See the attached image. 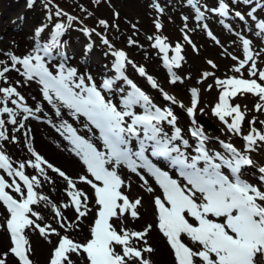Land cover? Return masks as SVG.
Wrapping results in <instances>:
<instances>
[{
	"label": "snow or ice",
	"instance_id": "6c2138e0",
	"mask_svg": "<svg viewBox=\"0 0 264 264\" xmlns=\"http://www.w3.org/2000/svg\"><path fill=\"white\" fill-rule=\"evenodd\" d=\"M241 2L248 5L252 4L253 0H232L234 4ZM187 3L195 10L196 20H202L205 13L201 11L198 0H187ZM31 4L32 0H29V6ZM255 5L247 13L253 21L256 20L254 13L257 9L264 8L261 0H255ZM153 7L158 12H163L158 4H154ZM206 11L220 17H228L231 10L225 0H219L218 7ZM234 15L241 21L245 20V15L240 11H235ZM68 19L71 21L74 18ZM184 19L187 20V17ZM100 24L108 27L106 21L101 20ZM155 27L160 30L162 25L157 22ZM255 27L258 29L256 35L264 36V20L257 22ZM64 28L63 24L56 25L51 46L60 43L59 38L63 35ZM204 28L207 29L206 24ZM207 34L219 44V40L211 31ZM165 39L157 36L153 46L164 54V65L171 76L170 82L175 84L179 77L172 72V68L173 66L179 68L180 61L184 59L181 55L182 47L176 44L172 49L175 55L169 59V46ZM185 39L189 44L192 43L187 36ZM240 40L244 58L238 61V66L233 70L241 73V69L248 65V75L258 77L259 81L264 82V71L257 70L252 41L243 36H240ZM103 43L107 45L109 42L105 39ZM51 46L38 47L33 53L22 58L11 55L10 66L5 64L0 68V80L7 84L6 73L16 71L27 81H38L43 86V96L49 103L53 102L54 96L74 116H84L90 125L99 130L106 151L98 150L88 140L79 136L74 128L65 125L67 138L86 166L87 173L92 177L89 179L81 176L80 180L94 190L96 216L90 226L89 238L84 243L74 241L68 235H61L51 225L42 227L36 223L43 217L33 210L32 205L40 201L49 203L47 196H38L34 191V187H39L41 181L36 176L30 179L25 175L23 171L25 163H20L18 169L14 168L9 157L0 151V169L9 177H18L23 182L22 189L16 179L8 183L0 176V207L8 214L6 231L11 245L8 252L0 254V264H9V257L12 258V264H33L30 258L32 249L25 231L29 228L38 229L39 234L45 238L51 235L59 237L49 264H152L145 255L154 252L147 240L152 225H147L142 231H132L123 226L128 215L133 220L140 218L138 208L142 201L140 198L130 200L121 191L126 185L116 171L120 165L126 166L132 172H137L139 168L145 169L155 178L162 190V196L154 198L156 227L170 248L174 264H264V167L258 170L261 174L260 186L243 179L245 170L251 168L254 163L250 156L242 154L232 144L224 142H221V145L226 154L211 152L206 148V137L198 127L190 130V135L197 143L194 148L196 154L189 157L181 146L175 143L180 141L184 149L190 147L189 141L182 136L181 128L177 126V116L170 109L162 110L154 104L148 95L125 76V64L131 61L123 51L113 53L116 57L114 68L117 79L126 82L131 90L122 96L118 106L111 99H106L91 76L87 77L89 83L86 84L85 77H78L75 69L66 68L63 63L58 65V70L54 74L48 66L52 59ZM193 48L195 49V45ZM231 59L238 60L236 56H232ZM209 63L213 68L216 67L211 61ZM137 71L141 76L146 75L143 67H138ZM209 75L212 74L204 73L205 77ZM147 78L152 87L156 88V81L151 76ZM17 83L19 84V81ZM115 84V80L105 79L101 87L104 92L111 93ZM216 85L222 90L219 102L213 108V115L226 124L229 132L240 134L245 116L239 105L230 104L229 98H234L238 94H252L264 102V84L259 83L257 79H244L241 76L217 79ZM116 90L122 94L125 92L122 87ZM165 99L175 102L167 95ZM9 102L19 112L9 107ZM197 104L198 92L193 88L191 107L187 109L188 116H194ZM136 107L141 108L143 113L137 114L133 110ZM256 110H264V103L257 104ZM19 113H23V120H27L32 116L33 110L26 106L24 97L16 87H0V117L5 114L8 117L7 121L0 118V141L9 139L5 130L6 123L18 124L17 130L24 127L23 122L17 120ZM57 115H60L59 109ZM226 117H231L230 123ZM164 123L174 129L171 135L164 132L162 127ZM251 123L255 124V121ZM12 139L15 142V138ZM132 139L138 143L136 151L130 146ZM244 140L245 151L251 152L257 141L264 142V134L253 128ZM28 151L35 158V162L28 161L27 166L39 172L45 180H48V177L42 165L46 164L47 168L57 172L67 182L68 188L73 189L67 194L78 217H86L91 211L87 203L89 196L83 191L75 190L76 184L71 178L47 163L32 148ZM149 151L152 157L166 162L169 167L176 168L184 184L154 164L146 155ZM6 189H11L19 199ZM147 191L151 193L153 189L148 187ZM52 208L59 221H63L64 218L56 206L52 205ZM113 220L120 222L119 230ZM60 227L66 231L68 229L63 222L60 223Z\"/></svg>",
	"mask_w": 264,
	"mask_h": 264
},
{
	"label": "rangeland",
	"instance_id": "374dc122",
	"mask_svg": "<svg viewBox=\"0 0 264 264\" xmlns=\"http://www.w3.org/2000/svg\"><path fill=\"white\" fill-rule=\"evenodd\" d=\"M26 1L0 0V37L10 34L9 31H13L15 27L20 26V29L31 36L33 41L45 37L44 45L51 46L56 25L63 24L65 26L64 33L59 38L60 43L58 45L68 46L64 51L68 55L70 51L77 53L74 57H66L68 60H66L65 67L75 69L77 76L85 77V83L87 84V77L91 76L92 81L99 83L98 87L102 90V94L105 95L106 99H110L112 94L116 96L118 99L117 104H120L122 96L126 95L131 89L126 82L117 79L114 68L116 57L113 53L123 51L128 60L131 61V63L126 62L124 74L133 83L135 82L132 73H139L137 68L141 67L140 61H136L127 55L128 52L119 40L118 32L127 23L125 19H129L131 21L129 23L134 27L130 29L131 34H139L142 30L154 41L157 36L166 38L165 43L169 46V59L175 55L172 49L175 48L176 44H180L182 47L181 55L184 59L180 61L179 68L173 66L172 72L179 77L180 81L186 82L187 89L190 87V90L193 88L197 90L199 101L192 117L187 116V109L191 107V103H189L187 109L182 107L173 109L170 106L164 108H169L177 116V124H180L178 120H181L183 116L187 118L186 127H184L189 135L192 128L198 127L202 130L206 137V147L211 152L226 154L221 145V142H224L232 144L242 154L249 155L252 160L264 157V142L257 141V144L253 146V151H245L246 141L244 137L249 135L253 128L264 134V123H262L264 122V110H256V105L264 102L260 101L258 97L252 94H238L234 98H229L230 104L233 106L239 105L245 116L240 134L229 132L226 124L213 115V108L219 102V95L222 90L221 87L216 85L217 79L241 78L242 76L244 79H257L259 83L264 84V82L258 80V77L248 75V65L241 69V73H236L233 70L238 66V61L244 58L242 41L240 40V36H243L252 41V52L255 56L257 70L264 71V36H257L258 29L255 27L257 22L264 20V8H258L254 13L256 16L255 21L247 15L256 6L255 0L248 5L242 2L234 4L232 0H225L231 10L228 17H220L211 11H206V9L218 7L219 0H198L201 11L205 13L204 18L200 21L196 20L195 10L188 5L187 0H114V2L112 0H99V2L97 0H32L31 7L26 8L23 13L19 15L13 13L17 6ZM261 2L264 3V0H261ZM154 4H158L163 12H158L153 7ZM235 11H240L245 15V20L241 21L235 17ZM68 17L74 19L70 21ZM185 17H187V20L184 19ZM101 20L106 21L108 27L102 26L100 24ZM222 20L223 23H221ZM7 21L10 22L8 26L5 25ZM157 22L162 25L160 30L155 27ZM205 24L207 29L204 28ZM135 28H139V30L133 32ZM208 31H211L217 37L219 44L208 36ZM185 36L191 40V44L188 43ZM105 39L109 42L107 45L103 43ZM132 39H139L138 35L132 36ZM58 45L51 46L52 53L56 52ZM193 45H195V49ZM93 46L105 53L109 59L108 62L104 59H97L93 55L91 50ZM8 49H11V47H7L6 54H9ZM137 52H140V50ZM155 53L157 55L156 62L165 67L164 54L158 48ZM232 56H236L238 60L234 61L231 59ZM135 59H138L137 56ZM58 60L63 59L52 57L50 62L53 65L52 68L57 67L53 70L54 74L58 70V65L61 64ZM209 61L215 64L216 67L213 68ZM63 62L65 63V61ZM133 65L136 67H133ZM90 68L95 71L90 70ZM166 69L168 70V68ZM100 71L106 72V76L103 78L98 77ZM204 73H211L212 75L205 77ZM105 79L116 81L114 90L111 93L104 92L101 87ZM141 79L143 82L149 83L144 76H141ZM135 84L141 88L138 83ZM121 87L125 89L123 94L116 90ZM148 94L152 100L153 95ZM165 95V92H158V98L156 99L160 102L167 101ZM153 103L157 105L155 101ZM167 105L169 104L167 103ZM157 106L161 108L160 105ZM133 110L137 114L143 113V110L139 107ZM226 119L229 123L231 122V117H226ZM193 120L195 123H193ZM253 120L255 124L251 123ZM162 127L164 130L169 125L164 123ZM194 141L196 142V140ZM134 143L135 145H131V147L136 151L138 150V143L135 139ZM146 153L151 155L150 151ZM260 167L262 166L255 163L252 168L246 169V172H252L260 176L261 174L258 171ZM149 204L154 205L151 199ZM6 218L3 219L4 225H6ZM148 245L153 247L154 242L148 241ZM145 255L147 257V254Z\"/></svg>",
	"mask_w": 264,
	"mask_h": 264
},
{
	"label": "bare ground",
	"instance_id": "6f19581e",
	"mask_svg": "<svg viewBox=\"0 0 264 264\" xmlns=\"http://www.w3.org/2000/svg\"><path fill=\"white\" fill-rule=\"evenodd\" d=\"M112 1L114 2V0ZM30 7L29 0H27L25 3L17 6L13 13L19 15L23 13L26 8ZM125 21H127V23L125 22L126 24L123 25L124 27L119 29L118 32L120 37L119 40L123 43L126 52H128L127 55L136 61H140V66L145 69L147 74L144 77L147 78L148 76H151L152 79L156 81L157 87L153 88L150 82H143L139 73H132L133 81L140 85L141 90H145L143 92L146 95L149 96L148 93L153 95L152 101H155L157 105L161 106V108L170 106L173 109H177L178 107L187 109L189 103H191L190 87L187 89L186 82L184 83L180 80L175 84L170 82L171 76L169 75L168 70L162 64L159 65L156 62L157 55L155 52L157 48L153 46L155 41L150 39V36L142 30L139 34H131L132 31L130 29L134 27L129 23L131 22L129 19H125ZM8 23L10 22L7 21L5 25L8 26ZM137 30H139V28H135L133 32ZM9 33L10 34L4 37H0V68L5 64L10 66L11 62L9 57L11 55L22 58L31 54L34 49L40 47V44H45V37H40L39 40L33 41L31 36H28V34L20 29V26L15 27V29L9 31ZM131 35H138L139 39H132ZM8 46H10L11 49H8L9 54H6ZM91 50L97 59H104L108 62L109 59L106 57L105 53L96 46H93ZM138 50H140V52H137ZM136 56L138 59H135ZM90 69L95 71L92 68ZM101 76L102 73L98 75V77ZM6 78L8 83L5 84L3 80H0V87H16L20 95L24 97L26 106L33 110V114L27 120H23V113L18 114V122H23L24 124V127L19 128V130H17L18 124L12 125L6 123L5 130L9 139L0 141V151L9 157L14 168L18 169L20 163H25V168L23 170L25 175L30 179L32 176H36L41 181L39 187H34V191L38 196H47L49 198V203L46 204L44 201H40L38 204L32 205L33 210L37 211L43 217L42 220L36 221V223H39L42 227L51 225V227L55 228L61 235H68L74 241L84 243L89 238L90 226L93 223L92 215L97 211V206L95 205V197L93 195L94 190L90 185L85 184L80 180L81 176H85L89 179H92V177L87 173L86 166L76 154L74 146L67 138L68 134L65 130V125H70L76 130L79 136L88 140L98 149H102L95 128L89 124L84 116H74L72 112L64 107L61 102L57 101L54 96L53 102L49 103L44 98L43 86L40 85L38 81H27L16 71L6 73ZM18 81L19 84L17 83ZM87 82L89 83V81ZM93 82L98 86L97 82ZM158 92H165V94L172 97L175 102H173V100H163L160 102L156 99L158 98ZM110 99L114 104H117L118 99L116 96L112 94ZM167 103L169 105H167ZM117 105L119 106V104ZM8 106L12 107L14 111L19 112V110L10 102ZM57 109L60 111L59 116L57 115ZM0 118L5 119L6 121L8 119L6 114ZM186 121L187 118L183 116L181 120H178L181 125L177 124V126L181 127L182 136L189 141L190 147L184 149L180 141H176L175 143L178 146H181L182 150L190 157V153L194 151L195 142L194 138L185 130ZM173 131L174 129L171 126L164 129V132L168 135H171ZM13 137L15 138V142H13ZM29 148H32L37 152L45 161H47V163H50L54 168L63 171L69 178H71L76 184L75 190L83 191L89 196L87 203L91 211L86 217H78L75 208L71 204V198L67 194L69 191H73V189L68 188L67 182L60 177L57 172H53L51 169L47 168L46 164L42 165L45 170V175L48 177V180H45L39 172L27 166L28 161L35 162V158L32 156L31 152L28 151ZM151 161L156 165H159L160 163L163 164L157 159ZM261 163L264 165V159H261ZM116 171L125 181L126 186L122 188L121 191L127 195L130 200L140 198L142 201L141 206L138 208L140 218L133 220L130 215H128L125 217L123 226L132 231H142L147 225H152V230L149 233L147 240L154 242V246L152 247L154 252L147 254L146 258L152 261L153 264H174V257L170 248L167 245L165 238L156 227L157 220L154 207L149 204L150 199L162 195L160 187L155 182L153 176L145 169L132 172L126 166L120 165L116 168ZM141 176L143 179H141ZM247 177L253 184H255V182H253L255 180L254 176L248 174ZM8 179L10 182H12L13 179H16L17 183H19L23 189V182L20 181L18 177L8 176ZM145 181H147V183H145ZM148 187H151L153 192L149 193L147 191ZM24 191L26 192V189H24ZM13 194L19 199L17 194ZM52 205H55L61 212V216L64 218L63 221H59V218L55 216ZM5 215H7V212L0 207V220ZM32 219L35 220L34 217H32ZM61 222L68 226L67 231L60 227ZM113 223L116 224L117 230H119L120 222L113 220ZM25 231L32 249L30 258L33 261V264H49L50 256L59 237L51 235L45 238L39 234L38 229L29 228ZM10 246L9 234L3 224L0 223V254L8 252ZM9 264H12L11 257H9Z\"/></svg>",
	"mask_w": 264,
	"mask_h": 264
}]
</instances>
